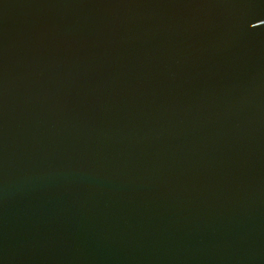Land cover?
I'll list each match as a JSON object with an SVG mask.
<instances>
[{
  "label": "water",
  "instance_id": "water-1",
  "mask_svg": "<svg viewBox=\"0 0 264 264\" xmlns=\"http://www.w3.org/2000/svg\"><path fill=\"white\" fill-rule=\"evenodd\" d=\"M0 264H264V0H0Z\"/></svg>",
  "mask_w": 264,
  "mask_h": 264
}]
</instances>
